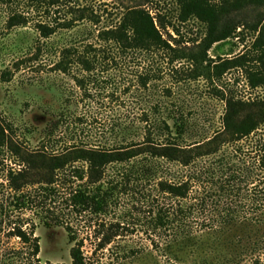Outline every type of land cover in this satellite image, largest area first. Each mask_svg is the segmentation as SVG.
<instances>
[{
    "label": "trees",
    "instance_id": "16d2710c",
    "mask_svg": "<svg viewBox=\"0 0 264 264\" xmlns=\"http://www.w3.org/2000/svg\"><path fill=\"white\" fill-rule=\"evenodd\" d=\"M64 1L0 0V5L11 10L23 3L28 7L29 16L42 14L45 21L38 22L34 29L44 41H49L57 30L73 31L79 22L86 20L93 28L99 27L100 21L93 18L94 11L87 6L67 7L70 19L53 20L64 8L61 4ZM177 4L180 21L196 19L206 25L207 39L212 45L229 40L241 27L255 36L264 34V15H258L255 25L245 24L241 18L248 9H264V0H177ZM86 13H91L92 19ZM29 22L24 13L15 11L11 13L8 27L25 28ZM157 54L164 58L171 54L168 61L171 66L188 60L194 68L189 78L193 81L202 78L213 83L225 73L219 69L230 63L214 65L202 53L188 59L163 38L149 11L129 8L116 25L95 29L91 41L76 40L62 47L50 73L68 77L81 93V104L102 108L106 101L116 102L114 93L108 91L111 80L104 75L119 69L129 56L151 57L145 62L151 67L143 69L136 82L138 92L147 96L156 80L152 64ZM37 59L38 55H34L29 62ZM198 67L204 71L198 72ZM19 70L20 65L16 66V71ZM157 72L161 73L162 69ZM13 75L5 73L6 82ZM251 85L259 88L264 83L251 80ZM133 87L126 88L124 93H130ZM163 94V99L168 100L173 90L165 89ZM218 94L226 109L221 129L210 134H195L183 113L159 116L162 105L148 101L149 111L133 122L138 126V133L131 134L128 123L117 126L121 142L116 148L79 141L60 151H49V146L54 148L58 144L52 141L56 134L69 130L70 121L64 115L48 125L40 149H27L24 154L12 142L4 144L6 132H13L11 127L0 128V146H6L21 163L19 169L10 165L7 171L15 207L30 211L35 208L37 216L53 217L54 223L44 222V225L66 230L69 242L74 245L70 251L72 264H88L82 251L84 241L78 239V228L87 226L93 230L99 250H105L121 236L122 227L119 222L111 224L98 218L117 209L122 200L138 196L144 199L146 193L154 234L150 240L154 244L166 242L167 252L173 258L176 247H197L204 239L232 231L242 232V237H235L239 244L247 240L248 244L260 248L264 241L261 234L264 231V101L249 102L233 96L228 98L222 92ZM251 107L256 108L248 110ZM73 119L71 126L77 132L76 138L85 133L92 136L91 129L100 120L98 115L86 113ZM48 200L51 209L44 207ZM3 214L1 209L0 215ZM88 217H96V222L85 220ZM13 226L10 237L29 247L30 261L40 263L35 227L27 230L21 224ZM236 254L227 255L221 262L237 264L239 254Z\"/></svg>",
    "mask_w": 264,
    "mask_h": 264
},
{
    "label": "rangeland",
    "instance_id": "374dc122",
    "mask_svg": "<svg viewBox=\"0 0 264 264\" xmlns=\"http://www.w3.org/2000/svg\"><path fill=\"white\" fill-rule=\"evenodd\" d=\"M61 4L64 8L54 17L51 16L53 20L70 19L67 7L76 9L87 6L94 11L95 17L91 13L86 15L100 21L99 27L93 28L86 20L79 22L73 31L57 30L49 41H44L34 29L38 22L45 21L42 14L29 16L28 7L23 3L11 10L0 5V128L11 127L13 132H6L4 144L12 142L23 154L27 149L34 151L41 148L48 125L61 115L70 121V127L56 134L52 141L58 144L54 148L49 146V151H60L66 145L79 141L102 148H116L121 142L117 126L124 127L128 123L131 134L132 131L138 133V126L133 122L149 111L146 101L162 105L159 116L183 113L197 135L221 129L226 106L219 92L228 98L233 96L249 102L264 101V86L253 88L251 85V80L264 83V61L261 62L264 59V34L255 36L249 29L241 27L229 40L212 45L207 39L206 25L196 19L186 23L180 21L177 0H65ZM129 8L149 11L163 38L188 59L202 53L214 65L222 66L230 62L219 69L225 72L223 77L213 80V83L202 78L190 80L194 68L188 60L171 66L168 64L171 54L166 55V58L157 54L152 64L155 65L156 71L152 69V73L156 80L152 82L153 89L144 96V100L136 82L137 77L144 73L143 69H147L148 65L151 67L145 63L151 57L129 56L119 69L104 75L111 80L112 87L108 91L114 93L116 102L108 104L106 101L102 108L89 103L81 104V93L70 79L50 73L58 61L59 51L72 41H91L95 29L116 25ZM15 11L28 17L30 22L27 27H8L11 13ZM258 15H264V9H248L241 18L245 24L255 25ZM34 55H38L37 61L29 62ZM18 65L20 70L17 72ZM159 68L162 69L161 73L157 72ZM197 71L202 72L204 69L198 67ZM5 73H14L10 82H6ZM131 86L135 87L125 94V89ZM169 88L173 90V96L164 100L163 92ZM85 113L98 115L100 120L91 129L92 136L85 133L76 138L77 132L71 122L75 115ZM19 164V158L11 154L6 146H0V211H4L0 215V264H72L70 251L74 245L69 242L66 230L57 226L47 228L44 222L54 223V218L37 216L35 208L30 211L15 207V194L9 189L7 171L10 165H13V169H19ZM147 195L144 199L140 196L124 199L117 209L98 218L111 224L119 222L122 227L119 232L121 236L103 251L98 248L99 242L93 230L87 226L78 228V239L84 241L82 251L88 264H225L221 259L235 253V256L239 254L235 260L237 264H264V241L260 248L248 244L250 242L247 240L239 244L235 237L243 236L240 231L204 239L197 247H176V256L171 257L165 247L166 242L154 244L150 240L154 234L148 214L150 201ZM44 207L51 209L50 200ZM96 219L88 217L85 220L96 222ZM13 224H21L27 230L35 227V237L39 239L40 245V263L30 261L29 247L10 237Z\"/></svg>",
    "mask_w": 264,
    "mask_h": 264
}]
</instances>
